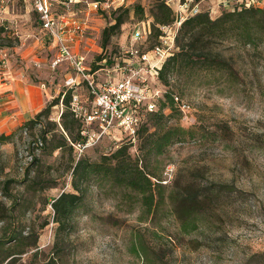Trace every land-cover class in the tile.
I'll use <instances>...</instances> for the list:
<instances>
[{"label": "rangeland", "instance_id": "rangeland-1", "mask_svg": "<svg viewBox=\"0 0 264 264\" xmlns=\"http://www.w3.org/2000/svg\"><path fill=\"white\" fill-rule=\"evenodd\" d=\"M65 1L53 0L52 11L63 13ZM178 1L125 0L103 10L72 3L76 25L84 27L75 34L74 49L86 54L91 70L99 57L110 60L111 68L121 60V49L136 44L148 50L157 44L153 15H164L158 9L164 3L172 9L171 22ZM205 1L215 8V0ZM254 5L262 8L264 0ZM213 8L211 18L223 10ZM114 14L123 23L103 44V30L114 23ZM0 28V50L8 60H0V80L21 75L58 91L56 96L63 93L65 75L74 73L66 63L51 65L55 43L41 28L33 0H0ZM149 28L148 36L136 43L131 39L136 29ZM209 47L223 57V67L173 70L165 84L191 106L188 113L174 112L167 124L191 129L193 135L160 155L143 157L140 138L129 144L139 165L147 163L154 178L168 179L164 201L146 218L135 203L92 181L83 206L57 228L51 203L72 190L73 160L95 161L123 140V133L114 130L118 140L103 136L80 155L68 146L55 147L67 136L60 114L65 111L66 120L71 115L60 99L40 124L0 147V264L11 253L15 264H264V43L213 39ZM79 128L77 121L71 134ZM189 218L196 226L187 233L182 223ZM24 235L29 237L18 239ZM34 239L37 247H30Z\"/></svg>", "mask_w": 264, "mask_h": 264}, {"label": "trees", "instance_id": "trees-1", "mask_svg": "<svg viewBox=\"0 0 264 264\" xmlns=\"http://www.w3.org/2000/svg\"><path fill=\"white\" fill-rule=\"evenodd\" d=\"M164 15L159 16L157 13L153 15L152 23L153 35L158 37V24L162 22L168 23L172 9L168 8L164 3L158 5ZM135 9H139L136 7ZM114 23L103 30L102 41L107 44L110 30L120 27L123 23L122 17L113 15ZM157 23V28L155 27ZM0 28V34L2 33ZM156 32V34H155ZM151 34V31H150ZM235 41L243 46H256L264 43V7L255 6L252 3H241L233 5V8L223 9L217 17L211 18L209 11L191 15L185 19L179 27L175 36V48L172 56L168 57L160 68L158 79L161 85L165 87V93L159 99L156 110L148 112L145 120L137 129V138L144 140L140 148L143 151V157L149 154L160 155L168 146L175 142L184 141L187 137L193 135L191 129H185L179 124L168 125L167 121L174 112H179L176 101L173 100V92L165 86L167 77L170 72L180 70L213 69L223 67L224 59L220 55H215L210 51V43L213 39H228ZM157 40V39H156ZM158 41V40H157ZM105 58V57H104ZM99 59H103L99 57ZM98 60V61H100ZM111 64L110 60H106ZM71 90L68 89L63 93L54 97L42 110L35 114V117L28 120L17 127L10 133L0 134V147L7 142H11L15 134L21 135L26 131L41 123L42 117H48L51 108L62 98V104L69 106L68 102L71 96ZM166 110H170L166 114ZM71 113V112H70ZM61 126L65 135L61 136L59 143L55 145L57 148L69 147L73 149L72 143L80 139L79 129L76 134L72 135V126L77 124L72 114L70 119L66 120V113L62 111L60 114ZM150 123V124H149ZM109 153H103L95 161L83 157L73 160L71 172L72 190L62 191L54 196L51 206L54 213V220L57 222V228L61 229L73 216L76 210L80 209L84 204V193L90 182L94 181L100 188L103 184L107 185L116 195H121V199L127 203L133 202L137 205V209L141 212V217L146 218L152 212H157L159 204L164 201L165 185L160 183L161 179L154 178L148 169V164L143 166L138 164V159L131 156L129 144L125 139L120 145ZM153 174V173H152ZM157 181H154V179ZM196 226L194 219H187L182 223L185 232L194 230ZM13 236V235H12ZM28 235L19 236L18 239L28 238ZM15 238V237H12ZM37 240H32L30 247H37ZM143 252L144 248L141 246ZM13 253L9 254L6 264H15ZM12 256V257H11Z\"/></svg>", "mask_w": 264, "mask_h": 264}, {"label": "built area", "instance_id": "built-area-1", "mask_svg": "<svg viewBox=\"0 0 264 264\" xmlns=\"http://www.w3.org/2000/svg\"><path fill=\"white\" fill-rule=\"evenodd\" d=\"M81 1L92 10H103L115 3L121 6L125 0H66L65 10L60 14L52 11L53 0H33L41 28L52 36L55 43L56 54L51 65L66 63L74 73L65 77L63 96L68 89L71 90L68 108L80 123V139L72 143L78 155L103 136L112 135L118 140L113 134L114 130L123 133V139L128 144L136 143L138 127L148 112L157 109L159 99L166 91L159 83L158 74L166 59L172 56L176 33L187 17L201 12L196 0H179L172 21L158 24L157 44L148 50H140L136 44H131L121 49V60L115 61L111 68L106 59H102L104 63L97 61L96 68L91 70L86 54L74 50L75 34L81 35L84 27L76 25L69 8L72 3ZM235 2L254 4L255 0ZM148 34L150 28L141 32L136 29L131 39L136 43ZM0 60L2 63L8 61L4 50H0ZM172 96L181 112L190 111L191 106L187 101L175 92ZM168 169L171 171V168ZM167 181V178H161L160 183Z\"/></svg>", "mask_w": 264, "mask_h": 264}, {"label": "crops", "instance_id": "crops-1", "mask_svg": "<svg viewBox=\"0 0 264 264\" xmlns=\"http://www.w3.org/2000/svg\"><path fill=\"white\" fill-rule=\"evenodd\" d=\"M196 1L201 11L207 10L210 13V9L213 8L210 1ZM215 1V8L221 9L231 8L233 2V0ZM61 66L63 64L59 65ZM69 75L67 73L65 77ZM57 94L58 91L53 92L44 83L27 82L21 75L5 77L4 82L0 80V134L10 133L24 122L33 119L37 112L47 106L50 98H54Z\"/></svg>", "mask_w": 264, "mask_h": 264}]
</instances>
